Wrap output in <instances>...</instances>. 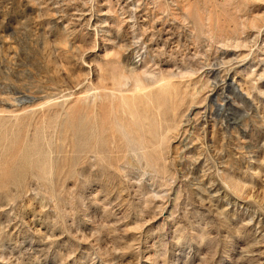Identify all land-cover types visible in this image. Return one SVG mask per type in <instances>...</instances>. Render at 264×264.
Instances as JSON below:
<instances>
[{"label":"rangeland","instance_id":"rangeland-1","mask_svg":"<svg viewBox=\"0 0 264 264\" xmlns=\"http://www.w3.org/2000/svg\"><path fill=\"white\" fill-rule=\"evenodd\" d=\"M0 264H264V0H0Z\"/></svg>","mask_w":264,"mask_h":264}]
</instances>
